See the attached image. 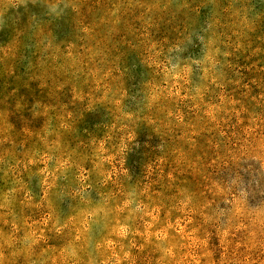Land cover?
Segmentation results:
<instances>
[{"label":"rangeland","instance_id":"374dc122","mask_svg":"<svg viewBox=\"0 0 264 264\" xmlns=\"http://www.w3.org/2000/svg\"><path fill=\"white\" fill-rule=\"evenodd\" d=\"M0 264H264V0H0Z\"/></svg>","mask_w":264,"mask_h":264}]
</instances>
